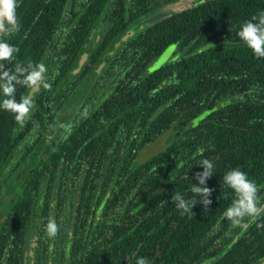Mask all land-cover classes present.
I'll list each match as a JSON object with an SVG mask.
<instances>
[{
    "label": "trees",
    "instance_id": "1",
    "mask_svg": "<svg viewBox=\"0 0 264 264\" xmlns=\"http://www.w3.org/2000/svg\"><path fill=\"white\" fill-rule=\"evenodd\" d=\"M261 10L264 0H18L19 31L0 37L18 49L5 68L43 62L51 89L34 92L23 125L0 109V171L15 149L8 172L46 153L0 212V264H28L30 249L31 264H264V217L246 229L221 219L233 198L222 180L230 169L246 172L264 203V58L237 36ZM171 44L177 54L146 71ZM28 91L17 85V101ZM164 132L162 147L137 161ZM204 158L214 164L203 185L212 203L205 209L197 197L191 217L171 197H192Z\"/></svg>",
    "mask_w": 264,
    "mask_h": 264
},
{
    "label": "clouds",
    "instance_id": "2",
    "mask_svg": "<svg viewBox=\"0 0 264 264\" xmlns=\"http://www.w3.org/2000/svg\"><path fill=\"white\" fill-rule=\"evenodd\" d=\"M18 0H0V37L11 36L19 31L20 21L16 9ZM237 36L243 44L251 50L254 57L264 58V10L252 15L244 21L237 32ZM213 46V45H212ZM18 49L0 39V109L14 114L17 123L23 125L31 116L35 107L34 92L41 88L50 90L46 65L41 63L27 62L16 63L14 70L5 68V61L9 64L15 59ZM17 85L24 86L30 91L27 95H21L19 101L16 99ZM86 115V113H85ZM203 149H198L197 154L203 156ZM203 171L195 173L197 183H191V198L184 194L176 193L171 197L175 206L182 214L193 217L192 208L196 205L197 197L205 209L212 203L209 197L213 189L203 186L206 180L214 175V164L211 160L204 158L199 164ZM185 179L188 180L187 174ZM223 184L231 190L233 198L230 205L225 209L221 217L227 220L233 228L246 229L251 223H256L264 217V203L259 196L260 186L250 179L246 172L239 168L228 170L222 177ZM257 227H264V223H257ZM59 226L54 219L50 218L46 224V235L54 239L59 233ZM136 264H150L145 257H138Z\"/></svg>",
    "mask_w": 264,
    "mask_h": 264
},
{
    "label": "rangeland",
    "instance_id": "3",
    "mask_svg": "<svg viewBox=\"0 0 264 264\" xmlns=\"http://www.w3.org/2000/svg\"><path fill=\"white\" fill-rule=\"evenodd\" d=\"M185 4L186 3L184 1H180L179 3H173L160 7L158 9L151 11L146 17V19L147 18L152 19L155 17L166 15L170 12H174L177 8ZM100 29H101L100 24H98L93 28V30L90 33V38L92 40L98 34ZM116 45H117V40H115L110 45V48H114L116 47ZM176 54L177 53L175 52L174 45L172 44L168 45L154 59H152L148 63L146 67V71L154 70L155 68L159 67L161 64H163L164 62H166L168 59L172 58ZM77 100H78V96L76 94L72 96L70 100V104L59 110V114L57 118L59 127L56 128L55 131L50 135V137L47 138V142L50 141L52 137H56L60 134L62 124L68 118ZM203 114L204 112L200 113L196 117V119H194L191 123L193 124L199 117L203 116ZM166 133L167 132H164L162 135L158 136L154 141L150 142L145 147H143L137 155L136 158L137 161H142L151 154H153L154 152H156L157 150H159L162 147L163 139L166 136ZM17 154H18V150L15 149L0 171V212L7 208L11 197L14 195V190L16 188V185L23 180L25 174L24 173L25 167H27V169L33 167V165L35 164V160L42 159L46 153L44 149H40L39 153L29 155L27 159H25L22 163L16 166L12 172H8L10 166L15 162ZM32 258H33V250L30 249L26 255V260L28 264H31L30 261Z\"/></svg>",
    "mask_w": 264,
    "mask_h": 264
},
{
    "label": "water",
    "instance_id": "4",
    "mask_svg": "<svg viewBox=\"0 0 264 264\" xmlns=\"http://www.w3.org/2000/svg\"><path fill=\"white\" fill-rule=\"evenodd\" d=\"M85 56H86L85 53H82V54H81V56L79 57L78 62H77L78 65H80V64L83 62ZM30 91H31V90L28 91V94L30 93Z\"/></svg>",
    "mask_w": 264,
    "mask_h": 264
}]
</instances>
